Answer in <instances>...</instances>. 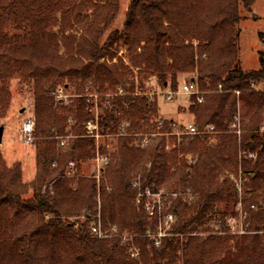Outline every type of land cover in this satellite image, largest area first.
Masks as SVG:
<instances>
[{
  "label": "trees",
  "instance_id": "obj_1",
  "mask_svg": "<svg viewBox=\"0 0 264 264\" xmlns=\"http://www.w3.org/2000/svg\"><path fill=\"white\" fill-rule=\"evenodd\" d=\"M120 1L0 0V118L11 80L32 81L41 138L31 186L22 182L20 164L6 166L0 155V264H264V234L257 233L264 230V54L258 69L245 70L238 39L241 7L252 10L257 0H130L123 27L106 34ZM120 42L128 64L112 51ZM185 74H194L189 81L202 91V101L190 97L193 124L216 133L177 136L174 119L160 115L157 97L143 90L154 80L161 91H180ZM118 87L125 94L116 95ZM60 88L71 90L68 104L56 98ZM89 92L102 95V132L118 135L130 123L127 135L115 137L118 158L100 181L79 173L96 151L85 134L94 117ZM239 112L240 136L231 132ZM136 132L155 135L142 149L133 145ZM69 135L58 152L57 136ZM250 153L256 158L249 160ZM239 168L250 176L242 201L253 232L213 234L215 220L228 232L225 217L238 216L232 175ZM137 182L143 190L177 194L168 200L177 221L160 246L148 236L158 219L136 203ZM46 183L52 189L44 192ZM98 216L104 230L116 227L115 236L92 232Z\"/></svg>",
  "mask_w": 264,
  "mask_h": 264
},
{
  "label": "rangeland",
  "instance_id": "obj_2",
  "mask_svg": "<svg viewBox=\"0 0 264 264\" xmlns=\"http://www.w3.org/2000/svg\"><path fill=\"white\" fill-rule=\"evenodd\" d=\"M129 1L130 0L120 1V10L106 34H109L111 31L116 30L117 28L123 27L122 24L126 19ZM241 13L245 17V20L240 24L241 32L238 37L241 65L245 70L258 69L261 66V57L264 54V0H257L252 10L245 9L242 6ZM255 17L257 18L255 19ZM77 27L80 34H84L86 28L82 26ZM260 33H263V39L259 37ZM112 51L116 54V57L123 58L125 63L128 64L129 52L126 45H124L122 42L117 43ZM105 59L102 58V61H104ZM118 60L119 59H115L110 63H117ZM191 75L194 74H185L180 78V88H182L184 83L189 82ZM139 83L140 78L138 76L136 77V90H141L140 88H138ZM145 84L146 85L143 90H147L148 95L151 93H155L153 96L157 97L159 114L167 118L172 117L176 122L178 130L188 123L195 122L193 121V115L189 111L191 95L181 94L175 96L172 100H168L166 99V96L162 94V92L164 93V91H161L159 89L154 80H150ZM73 88L74 86H71V90ZM71 90H69V92L67 93L68 95L72 93ZM9 91L11 93L10 104L7 108L5 116L0 118V126H5L2 143L0 144V155L4 160L6 166L20 164L22 182H25L29 186H31L32 182L37 178L38 175L36 158L38 141L36 140L41 138H35L33 144H27L26 142H24L22 135V124L25 119L35 115L33 82L24 80L21 77H16L11 80L9 84ZM197 96L198 100L200 98L202 99V91ZM241 107L240 111L244 113L245 110L243 108V104ZM106 139L107 140H104V142L106 141L105 143L109 144L110 147H116L115 138L109 137ZM168 143L170 144L172 143V141L169 139ZM55 144L58 152H64V150H66V147L61 148L59 146V142H56ZM112 156L113 159L111 161L115 162L118 156L113 154ZM53 168L54 167L51 165L50 169ZM104 171H106V169ZM79 173L81 176H85L87 178L94 176L96 172L94 170L93 160L89 159L88 161H83ZM47 185L50 186L49 189H52V184L46 183L42 188L44 192L47 191ZM32 194L33 191L30 189L28 196ZM263 234L264 231L260 232V235Z\"/></svg>",
  "mask_w": 264,
  "mask_h": 264
},
{
  "label": "built area",
  "instance_id": "obj_3",
  "mask_svg": "<svg viewBox=\"0 0 264 264\" xmlns=\"http://www.w3.org/2000/svg\"><path fill=\"white\" fill-rule=\"evenodd\" d=\"M88 89V88H87ZM180 91H173V90H167L166 92H162L163 95L166 96V99L172 100L174 99L175 96L177 95H199L201 92L198 89L197 83L195 81H189L188 83H184ZM123 95L125 94V91L121 87H118L116 95ZM155 93L149 94L150 97H152ZM237 94L240 95V91H237ZM56 98L60 101H64L66 104H68L69 98L72 96L71 94L68 95L64 89L60 88L55 92ZM89 97L90 99H94L93 101V106L91 107L94 117L89 119L86 123V130L85 134L86 137H90L96 141V151L94 154L93 160V166L94 170L96 172V178L98 181H100L104 169L106 166L111 162L114 154L116 152V147H110L109 144L105 143L104 140L109 137L115 138L118 135H127L126 128L130 126V123L125 122L119 132L118 135H113L109 133H104L102 132L101 126L99 124L100 120V114H101V107L99 106L100 103V97L102 95L98 93H87L85 97ZM89 99V101H90ZM202 99L200 98L199 101ZM234 122L231 127V132L236 133L238 136H240L243 132L242 129V120L240 116V112L234 117ZM160 126L163 124V119L160 117L159 118ZM36 119L35 116L28 117L25 119V121L22 124V135L24 142L27 144H33L35 140V129H36ZM261 132L264 133V126L261 129ZM215 132V127L214 126H209L204 130H199L193 123H189L184 125L183 130H176L175 134L177 136H183L184 134L186 135H191V136H201V135H209V134H214ZM155 134H144L141 132H136L130 134V136L134 137L135 141L133 145L138 146L142 149L146 148L151 142H152V136ZM73 135L69 136H64L60 137L57 136V139L59 141V146L61 148H65L68 146L71 138ZM103 147L106 149V152H103ZM249 160L250 159H255L256 154L255 153H250L248 155ZM53 167L57 166V162L53 163ZM240 171L238 174L232 175V180L234 182V185L236 186V190L239 196V203L237 206V215L235 217L232 216H226V222L229 227L228 232L221 230V226L217 220L214 221L213 223V228L214 232L213 234L219 235V234H239V235H246V234H252V232L249 231V225L250 222L247 220V214L243 210V197L246 194L247 190H250L251 188H248V174L245 173V171L241 168H239ZM75 170V164L73 162L70 163L68 167L67 174L72 175V173ZM135 188H139V193L137 195L136 203L137 204H143L146 208V211L149 215L150 219H158V227L157 230L152 232H148V236L153 240L154 245L160 246L162 244V241L165 237L170 236V231L172 229V226L175 224L177 221V216L174 212H169V203L168 200L170 196H176L177 194H171L168 193L166 190H161L159 192L152 191L150 188H147L146 190H143L140 183H134ZM192 197V196H191ZM255 208V206H252ZM98 220L94 221L91 225V230L92 232L97 236L102 239L110 238L115 236V233L117 231L116 227H113L111 229H106L104 230L102 227V223L100 221V216L97 217ZM264 230H259L257 233L263 232ZM123 241H126L128 239V235H123ZM132 257L138 258L139 253L134 252L131 250Z\"/></svg>",
  "mask_w": 264,
  "mask_h": 264
},
{
  "label": "water",
  "instance_id": "obj_4",
  "mask_svg": "<svg viewBox=\"0 0 264 264\" xmlns=\"http://www.w3.org/2000/svg\"><path fill=\"white\" fill-rule=\"evenodd\" d=\"M192 81H195L194 79H192ZM4 131H5V126H0V144L2 143V138L4 135Z\"/></svg>",
  "mask_w": 264,
  "mask_h": 264
},
{
  "label": "crops",
  "instance_id": "obj_5",
  "mask_svg": "<svg viewBox=\"0 0 264 264\" xmlns=\"http://www.w3.org/2000/svg\"><path fill=\"white\" fill-rule=\"evenodd\" d=\"M189 124V123H188Z\"/></svg>",
  "mask_w": 264,
  "mask_h": 264
}]
</instances>
